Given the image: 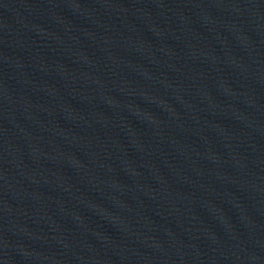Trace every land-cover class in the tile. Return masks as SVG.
<instances>
[{"label":"water","instance_id":"obj_1","mask_svg":"<svg viewBox=\"0 0 264 264\" xmlns=\"http://www.w3.org/2000/svg\"><path fill=\"white\" fill-rule=\"evenodd\" d=\"M0 264H264V0H0Z\"/></svg>","mask_w":264,"mask_h":264}]
</instances>
